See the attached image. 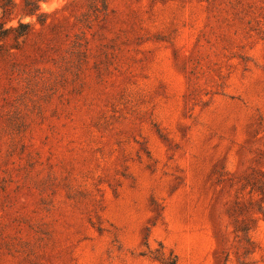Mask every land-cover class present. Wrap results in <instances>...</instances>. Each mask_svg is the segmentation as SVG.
Listing matches in <instances>:
<instances>
[{"label":"rangeland","instance_id":"obj_1","mask_svg":"<svg viewBox=\"0 0 264 264\" xmlns=\"http://www.w3.org/2000/svg\"><path fill=\"white\" fill-rule=\"evenodd\" d=\"M174 258L264 264V0H0V264Z\"/></svg>","mask_w":264,"mask_h":264},{"label":"trees","instance_id":"obj_2","mask_svg":"<svg viewBox=\"0 0 264 264\" xmlns=\"http://www.w3.org/2000/svg\"><path fill=\"white\" fill-rule=\"evenodd\" d=\"M34 11H35L34 8L29 9V10L26 12V15L33 16L34 13H35ZM25 26L28 27V25H25ZM25 33H26V32H25ZM163 263H164V264H177L175 258H174L171 262H164V261H163Z\"/></svg>","mask_w":264,"mask_h":264}]
</instances>
